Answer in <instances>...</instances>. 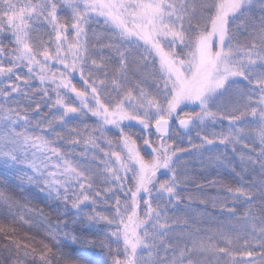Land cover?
Wrapping results in <instances>:
<instances>
[{
    "label": "snow or ice",
    "instance_id": "1",
    "mask_svg": "<svg viewBox=\"0 0 264 264\" xmlns=\"http://www.w3.org/2000/svg\"><path fill=\"white\" fill-rule=\"evenodd\" d=\"M77 74L83 88L73 83ZM149 81L155 92L143 86ZM42 104L56 115L34 122ZM217 122L227 129L197 132L201 143L191 147L203 154L222 146L238 159L240 171L231 167L238 184L210 198L236 223L191 246L174 244L168 213L192 182L181 171V157L192 153L174 147L181 137L172 125L187 136ZM136 124L142 143L130 131ZM215 159L225 166L227 157ZM0 176L71 213L76 231L0 192L12 224L43 228L51 241L21 240L0 224L5 250L11 245L31 264H98L89 251L63 247L94 246L78 233L102 225L108 264H264V0H0Z\"/></svg>",
    "mask_w": 264,
    "mask_h": 264
},
{
    "label": "trees",
    "instance_id": "2",
    "mask_svg": "<svg viewBox=\"0 0 264 264\" xmlns=\"http://www.w3.org/2000/svg\"><path fill=\"white\" fill-rule=\"evenodd\" d=\"M194 2L199 3L200 0H194ZM66 15V13H65ZM204 16H207L208 13H203ZM253 16L255 22L259 23L260 13L258 10L253 12ZM239 24V21L236 22ZM95 25V24H94ZM98 29L105 30L103 24L99 26L95 25ZM93 26V28H96ZM249 30H251L249 28ZM4 39V44L6 47H12L9 43V40ZM75 84L77 87H81V84L75 78ZM37 85L34 83L33 87ZM149 91L155 92V87L152 86V82L149 81L143 85ZM39 100V97L34 98V102L32 103V107L35 108V101ZM15 107L16 105H11ZM23 106L27 107L28 105L25 103ZM44 113L48 114V118L50 119L53 115H56L54 112H50L49 109L45 105H41V116H33V121L42 117ZM77 122H73V125ZM83 123L89 125H95L96 123L93 120H87ZM82 127V125H81ZM228 127L227 122L223 124H217L215 127L208 125L201 129H194L192 132L188 133L187 136L181 132V139L175 141L174 147H179L188 150L191 152V155H185L181 157L183 168L181 171L186 169L187 176L192 181L186 185H182L181 196L184 198L182 203L176 207L174 211H169L168 216L171 218L169 223H173V232L170 234L173 239L172 242L179 243L181 245L188 243L190 245V239L195 240L201 237H205L209 235L212 230L220 227L222 224L224 227H227L228 222L231 220L233 224L236 223V220L231 217H226L219 210L213 209L211 206V199L215 197H223L225 193L221 190V185H232L235 186L238 184L237 179L231 172V167L235 166L236 171L239 172V161L236 156L232 153L231 150L225 152L223 147L216 148L210 152H204L203 154L196 153L192 150V144H200L201 140L197 136V132H199L200 136L209 135L211 131H224ZM57 131H61V129L57 128ZM131 132L137 134L138 142L142 143L139 140V134L141 133L136 127H132L130 129ZM109 137L115 138L117 133L113 129L108 133ZM189 137L191 138V143L189 142ZM152 139L154 140L152 135ZM118 150V149H117ZM142 152L147 155L146 151L142 148ZM242 149L237 148V153ZM81 148H77L76 152L79 153ZM219 156L220 159L225 160V166H220L216 162V157ZM229 162L230 165H229ZM25 170V169H24ZM26 171V170H25ZM247 179V177H245ZM160 179H167L166 176H160ZM216 183L213 184L212 182ZM128 184L131 186L133 184V180L129 179ZM0 192H3L5 195L11 197L15 201H17L20 205H26L28 208H36L43 209L44 212L52 218L53 221L56 219H60L61 221H67L69 223V228L67 231H76V229L71 224V213L66 217L62 214H58V212L53 211V206H51L50 201H46L42 196L36 195V190L27 185H21L18 181L14 179H10L7 177L0 176ZM193 197L192 200H188L187 197ZM121 199H124L121 196ZM209 200L207 205L203 204L202 200ZM231 206V204H229ZM90 210V209H89ZM99 211H106V209L101 206ZM143 210V205H141V211ZM259 210L257 205V211ZM20 211L23 213L24 209L21 208ZM62 213V209L60 210ZM238 215H243V210H238ZM27 218V216H26ZM185 221H187V225H185ZM12 216L8 215L0 206V224L10 225L17 229V238L24 240L26 236L35 237L37 240H44L46 243H51L50 240L46 239V233L43 228L39 227H28L26 225H22L17 222L12 224ZM107 231L103 225L99 230H91L84 231L83 234L88 240L94 241V246H89L86 249L83 246L73 245L71 243H66L63 247V251L71 254L78 253L79 251L86 250L92 253L93 259L98 261V264H108L111 257L108 256L107 247H101V242L105 240L104 232ZM180 237L179 240L176 238ZM111 244L112 251L115 253L117 249V245L115 243ZM7 244V241L0 235V264H14V261L20 259L23 261V264H31V259H23L22 255L17 257L16 250L9 245L8 250H5L4 245ZM223 246V245H221ZM38 247V245H37ZM259 251V249H256ZM55 264V262H54Z\"/></svg>",
    "mask_w": 264,
    "mask_h": 264
},
{
    "label": "rangeland",
    "instance_id": "3",
    "mask_svg": "<svg viewBox=\"0 0 264 264\" xmlns=\"http://www.w3.org/2000/svg\"><path fill=\"white\" fill-rule=\"evenodd\" d=\"M93 26H95V25H93ZM96 27V26H95ZM96 29V31H98V32H104L105 30H102V29H98L97 27L95 28ZM5 38V40H8V38H7V36H5L4 37ZM92 43H95V41H92ZM75 78H76V80H79L78 82L81 84V87H78V88H83L84 87V85H83V83H82V81L80 80V78H79V76H78V74L75 76ZM75 78L73 79V83H75L76 81H74L75 80ZM230 95H232V96H234L235 95V93H231ZM199 109H197V108H188V109H185V111H198ZM87 120H93L95 123H96V120L93 118V119H85L83 122H85V121H87ZM134 127H136L138 130H140L141 131V126L140 125H138V124H136ZM173 130L174 131H176L177 133H179V136L180 137H182V135H181V132H180V130L176 127V125H173ZM115 130V129H114ZM152 135H153V138H155L154 140L152 139ZM151 135V139L155 142L156 140H157V136L153 133ZM173 140H178L175 136L173 137ZM170 143L172 142V141H169ZM25 170L26 171H28V169L27 168H25ZM29 174H31L30 172H29ZM159 175V174H158ZM160 178V177H159Z\"/></svg>",
    "mask_w": 264,
    "mask_h": 264
},
{
    "label": "water",
    "instance_id": "4",
    "mask_svg": "<svg viewBox=\"0 0 264 264\" xmlns=\"http://www.w3.org/2000/svg\"><path fill=\"white\" fill-rule=\"evenodd\" d=\"M172 127H173V125H172Z\"/></svg>",
    "mask_w": 264,
    "mask_h": 264
}]
</instances>
